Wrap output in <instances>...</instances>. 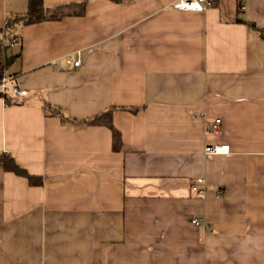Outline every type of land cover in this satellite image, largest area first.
I'll return each mask as SVG.
<instances>
[{"label":"crops","instance_id":"0c3cea01","mask_svg":"<svg viewBox=\"0 0 264 264\" xmlns=\"http://www.w3.org/2000/svg\"><path fill=\"white\" fill-rule=\"evenodd\" d=\"M28 1L0 0V27ZM173 1L17 26L0 152L42 183L0 165V264H264V0ZM111 106L118 151L84 121Z\"/></svg>","mask_w":264,"mask_h":264},{"label":"trees","instance_id":"16d2710c","mask_svg":"<svg viewBox=\"0 0 264 264\" xmlns=\"http://www.w3.org/2000/svg\"><path fill=\"white\" fill-rule=\"evenodd\" d=\"M118 1V0H114ZM217 0H214V5ZM86 0L77 3L70 4H62L56 5L52 7H46L43 4V0H29L26 11L22 13H16L14 15L10 14L5 17L6 22L4 21L3 29L4 36L6 38H15L17 39V45L20 44V36L17 32V26L20 24H28V23H36L43 20H58L64 15H80L84 12ZM237 10L242 11L237 5ZM243 19H241L242 21ZM249 25H253V23H248ZM260 36L264 40V31L261 29ZM11 48V55L8 57L7 49ZM12 48L8 44H5L0 41V80L1 77L6 73L13 57L17 56V54L12 53ZM11 78L15 75H10ZM0 96L4 97L7 103H12L10 100V96L2 93L0 91ZM47 108H50V111L54 114L60 115L61 119L64 120V117L61 116L58 110L46 105ZM52 109V110H51ZM114 107L111 106L102 112L85 118L84 121L90 125H102L106 126L111 132V140H112V149L118 151L121 148L122 140L120 136L119 130L114 126L112 122V112ZM0 165L6 171L13 172L19 176L25 177L28 182L32 185H40L42 183L41 177L32 175L28 173L24 168L20 167L13 157L5 152H0ZM191 219V218H190ZM189 219V221H190Z\"/></svg>","mask_w":264,"mask_h":264},{"label":"built area","instance_id":"2783aa9c","mask_svg":"<svg viewBox=\"0 0 264 264\" xmlns=\"http://www.w3.org/2000/svg\"><path fill=\"white\" fill-rule=\"evenodd\" d=\"M237 4L240 9L245 8V0H236ZM214 0H174L170 7L177 10H197V11H203L207 8L213 6ZM6 22V19L4 20ZM0 41L8 44L10 47H13L17 45V39L15 38H6L4 36V29L3 26L0 27ZM68 63L73 64L74 66H78L80 63L79 56H76L73 60L69 59ZM11 79L10 75H7L6 73L1 77L0 80V91L8 96H13L15 98L23 97L26 95L27 91L23 88H19L14 84L9 83ZM216 123H219V119H215V123L211 126H209V130L213 132H218V126ZM229 151L228 144H206L204 146V152L206 154H222L227 153ZM196 189V187H193ZM198 190V189H197ZM198 192H201L199 189ZM190 222L194 225H200L205 224L206 219L201 216L192 217L190 219Z\"/></svg>","mask_w":264,"mask_h":264},{"label":"water","instance_id":"95a60500","mask_svg":"<svg viewBox=\"0 0 264 264\" xmlns=\"http://www.w3.org/2000/svg\"><path fill=\"white\" fill-rule=\"evenodd\" d=\"M7 55H8V57L11 55V48L7 49Z\"/></svg>","mask_w":264,"mask_h":264}]
</instances>
